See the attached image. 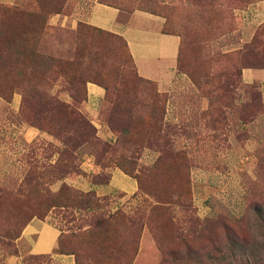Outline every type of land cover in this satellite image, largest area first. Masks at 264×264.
I'll list each match as a JSON object with an SVG mask.
<instances>
[{"label": "rangeland", "instance_id": "rangeland-1", "mask_svg": "<svg viewBox=\"0 0 264 264\" xmlns=\"http://www.w3.org/2000/svg\"><path fill=\"white\" fill-rule=\"evenodd\" d=\"M95 2L155 14L179 37L168 91L81 21ZM249 19L264 0H0V244L38 218L70 264H264V144L246 126L264 109L239 76L264 66V21ZM88 158L136 191L62 182Z\"/></svg>", "mask_w": 264, "mask_h": 264}, {"label": "crops", "instance_id": "crops-1", "mask_svg": "<svg viewBox=\"0 0 264 264\" xmlns=\"http://www.w3.org/2000/svg\"><path fill=\"white\" fill-rule=\"evenodd\" d=\"M81 21L91 28L120 37L137 77L153 83L159 92L168 91L176 75L180 41L177 35L163 31L164 20L161 17L140 10L123 17L117 8L95 2ZM262 21L264 19H249L248 27ZM239 76L242 85L255 86L258 102L264 109V68H244ZM90 92L98 96L101 89L92 85ZM13 103L12 99L10 105L15 110ZM263 116L260 114L246 125L248 128L258 127L260 134L257 141L261 145L264 144ZM25 134L31 137L36 131L31 129ZM80 168L79 174L62 180L78 192L103 198L116 193L130 196L137 189L134 177L115 165L98 164L88 158ZM59 237L60 231L47 219L33 218L20 228L17 236L7 245L10 249L0 244V264H34L31 262L36 259H43L46 264H70L71 255L56 252Z\"/></svg>", "mask_w": 264, "mask_h": 264}, {"label": "trees", "instance_id": "trees-1", "mask_svg": "<svg viewBox=\"0 0 264 264\" xmlns=\"http://www.w3.org/2000/svg\"><path fill=\"white\" fill-rule=\"evenodd\" d=\"M123 41V40H122ZM124 42V41H123ZM125 45V44H124ZM126 47V46H125ZM126 52H127V50H126ZM127 54H128V52H127ZM129 56V55H128ZM129 59H130V56H129ZM130 61H131V59H130ZM131 64H132V62H131ZM132 68H133V70H134V67H133V65H132ZM251 68H264V66L262 65V66H260V67H257V65H255V66H251ZM135 72V71H134ZM135 75H136V73H135ZM137 76V75H136ZM139 78V77H138ZM140 79V78H139ZM142 80V79H141ZM144 81V80H143ZM147 82V81H146ZM126 173V172H125ZM128 174V173H127ZM130 175V174H129ZM132 176V175H131ZM76 191V190H75ZM76 192H78V191H76ZM78 193H81V192H78ZM82 194H84V193H82ZM87 194H92V193H87ZM93 195V194H92ZM94 196V195H93ZM95 197V196H94ZM96 198V197H95Z\"/></svg>", "mask_w": 264, "mask_h": 264}]
</instances>
